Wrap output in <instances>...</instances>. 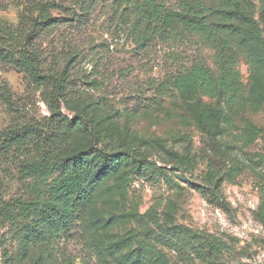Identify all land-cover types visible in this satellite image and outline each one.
I'll list each match as a JSON object with an SVG mask.
<instances>
[{
    "label": "rangeland",
    "instance_id": "374dc122",
    "mask_svg": "<svg viewBox=\"0 0 264 264\" xmlns=\"http://www.w3.org/2000/svg\"><path fill=\"white\" fill-rule=\"evenodd\" d=\"M156 1L177 9L178 0ZM206 3L217 11L218 0ZM241 4L264 38V0ZM144 9L141 0H0V51L24 47L65 78L58 122L47 90L0 53V132L17 137L0 139V210L16 216L18 199L47 205L51 178H24L23 162L90 147L119 156L92 157L93 204L24 255V223L0 218V264H264V44L235 23L216 29L236 53L241 96L186 100L173 78L193 65L217 73L213 47L187 30L161 33Z\"/></svg>",
    "mask_w": 264,
    "mask_h": 264
},
{
    "label": "trees",
    "instance_id": "16d2710c",
    "mask_svg": "<svg viewBox=\"0 0 264 264\" xmlns=\"http://www.w3.org/2000/svg\"><path fill=\"white\" fill-rule=\"evenodd\" d=\"M141 1L145 7L140 15L142 20L152 22L163 34H173L180 29L191 34H199L212 45L215 52L217 73L193 65L186 74H178L173 78L172 87L179 96L190 100L200 94L210 99H220L227 105L237 101L243 88L240 76L235 70L237 56L230 43L222 38L216 29L229 30L235 23L241 32L247 33L250 41H254L259 47L264 44L261 30L246 13L241 0H218L219 7L215 13L206 3L209 0H178L177 9L173 11H165L156 0ZM210 15L218 17L216 25L210 23ZM262 15L264 18V12ZM0 53L4 59L23 71L33 84L47 90L45 96L52 115L59 118L58 122H62L64 117L60 112V100L65 84L64 75L43 72L37 58L24 47L15 52L5 53L1 50ZM214 124L217 125L216 119ZM201 126L205 129L204 125ZM10 132V130L0 132V139L5 136L9 137L6 142H13L17 137ZM92 157H98L104 163L111 164L116 163L119 158L118 155H109L90 147L79 150L65 160L52 157L49 162L43 158L37 162H23L19 165V173L24 178L40 180L51 178L47 205L39 209L36 199L27 202L18 199L14 205L18 210L16 216L10 215V208L0 210V218L5 222L14 224L20 219L24 223L20 228L21 232H25L22 255L27 251L29 242L34 243L36 239H43L59 223L63 226L69 224L77 213L93 204L92 184L97 169L91 162ZM55 171L58 175L53 178ZM27 190L32 192L34 188L27 186ZM98 264L106 262L99 258Z\"/></svg>",
    "mask_w": 264,
    "mask_h": 264
}]
</instances>
